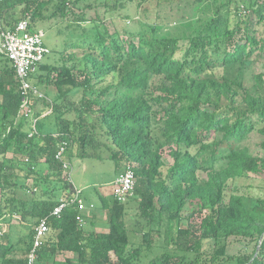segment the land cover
<instances>
[{
    "label": "trees",
    "instance_id": "1",
    "mask_svg": "<svg viewBox=\"0 0 264 264\" xmlns=\"http://www.w3.org/2000/svg\"><path fill=\"white\" fill-rule=\"evenodd\" d=\"M138 1L141 11L151 2ZM158 1L172 5L184 0ZM188 1L194 13L185 37L160 35L151 26L133 40L127 32L121 36L97 24L95 38L72 46L80 56L64 54L52 64L41 63L39 75L31 76L33 85L55 87L58 95L52 102L44 95L32 108L38 120L49 108L60 111L55 133L44 131L36 121V133L29 137L31 122H16L22 97L16 75L12 67L0 69V264H27L34 231L25 258L19 259L11 233L2 226L15 216L35 227L47 219L49 231L35 264H142L144 252L157 246L163 227L164 253L149 264H201L199 257L209 241L218 245L210 262L264 264V199L236 188L227 199L231 183L264 177V159L242 146L257 133L264 150V75L254 77L252 88L245 86L242 72L227 75L234 67L264 60V0ZM52 2L0 0V26L13 29L30 18L32 28L37 21L70 15L71 0H63L46 17ZM21 8L22 18L15 20ZM233 13L238 15L235 23ZM74 22L81 28L88 20L74 14ZM110 76L116 81L102 87ZM62 86L67 92L60 91ZM73 91L82 93L78 103L68 99ZM39 102L43 107L36 112ZM64 142L67 153L75 149L82 159L96 158L101 147L110 149L108 159L117 170L122 168L119 174L133 166L132 196L119 202L100 195L109 224L104 235L82 227L84 214L77 204L64 208L59 217L52 215L61 200L75 195L63 163L55 158ZM166 150L170 165L164 162ZM52 183L60 187L50 189ZM41 184L46 185L42 195L33 196V187ZM133 200L143 228H148L138 246L131 242L125 220ZM231 237L254 241L252 255L227 256L225 240Z\"/></svg>",
    "mask_w": 264,
    "mask_h": 264
},
{
    "label": "rangeland",
    "instance_id": "2",
    "mask_svg": "<svg viewBox=\"0 0 264 264\" xmlns=\"http://www.w3.org/2000/svg\"><path fill=\"white\" fill-rule=\"evenodd\" d=\"M62 1L63 0H53L48 9L44 11V15L46 17L51 16L61 5ZM138 2V0L133 3L128 2V0H71V4L67 6L70 11V15H68L67 18L57 17L55 19L40 20L33 23L32 30L42 31L44 33V41L51 50L50 56L47 57L43 63L52 64L53 62L62 59L64 54L67 56L71 53H76L77 56H80L81 52L73 49L72 46L82 43L83 40L95 38L94 36L97 31L93 28H95L94 26L97 24L101 29H103L102 27H105L110 33L118 32L121 36H124V32H127L129 33V35L127 34V37L133 40L136 39L135 35L149 31V28H152L151 26L156 27L160 35L168 37H185V34L188 31V25L194 13L191 1L184 0L172 5L167 2L162 5L158 0H151V2L144 6V8L147 7L148 11H144V9H142V11L139 10L137 8ZM122 3L124 4L122 5ZM158 4L161 6L158 7ZM22 11L23 8L17 9V12L14 14L15 20H20L22 18ZM74 14H84L88 22L82 23L81 28H77L74 22ZM237 19L238 15L233 13L232 23H235ZM82 29H85L86 32L84 33ZM181 44H183V42ZM8 65H10V63L0 56V69ZM241 72L243 74L245 86L252 88L255 84L254 77L259 74L264 75V60L247 65L246 67H234V69L227 72V75L230 77L237 76ZM34 73L35 76H37L40 71L37 69ZM220 73L221 72H218V74ZM115 81L116 76H110L102 81L101 85L102 87H105ZM32 82L34 84V80ZM156 82L157 80H154V83ZM39 89L42 91L43 95H47L46 99L50 102L57 98L58 93L55 87L47 88L44 86ZM60 91L62 93L67 92V86H62ZM81 97L82 93L80 94L78 91H73L69 94L68 99L69 101L73 100L76 101L75 103H78L81 100ZM58 103L60 104V102ZM36 106V112L43 107L41 102ZM58 114H60V111L55 110L54 107L49 108V110L38 120L35 118L34 111L33 120L39 122L44 131L55 133L57 131L56 116ZM35 121H33L31 125H33ZM155 130H157V128ZM155 135L157 137L160 136L156 131ZM262 142L263 139L259 134L253 133L246 141H244V143H242V146L248 147L254 155H258L264 159V150L261 148ZM110 151L111 150L106 147H101L97 150L96 158L82 159L76 157L77 151L75 149L69 150L66 155V158H68L67 160H69V157H72V161L70 159V182L73 186L82 190L83 201L87 202H84L87 209L83 213L82 227L87 231H92L93 228L97 229L95 231L100 235H104L108 232L109 225L107 213L101 206L100 195L106 193V196L113 201V183L120 175L117 171H122V168L117 170L115 164L108 159ZM192 151L195 152L196 150L193 149ZM88 152H90V149H88ZM7 157L11 158L12 152H10ZM163 158L166 165L171 164L172 161L168 150L165 151ZM22 167H25V165ZM40 168H42L41 165ZM201 176L205 178V175L201 174ZM19 179L21 182H24L23 176ZM45 186V184H41L38 188L33 187V196H41L43 189L46 188ZM55 186L60 187V184L52 183L49 188L53 189ZM230 187L231 188L227 193V199L230 194L235 193L237 190L242 194L264 199V177L240 179L236 181V183H231ZM235 188L237 189L236 191ZM32 194L30 196H32ZM55 195L59 200L63 198L60 189L56 190ZM137 207V202L135 200L131 201L127 205L128 211L125 218L126 225L131 231V242L135 246L142 243V231L148 230L147 227L143 228L145 225L142 224L143 222L139 219ZM87 217L89 220H87ZM90 222L94 223V225H91ZM2 226L6 232L9 231L11 233L13 244L16 245L14 256L19 259L25 258L24 252L30 245L35 225L28 222H22L19 216H15L10 220V223L6 222ZM162 229V237L160 240H158L159 238L156 240L157 246L151 251L144 252L142 264H149L156 257H159L164 253V249H162L161 246L162 242L166 245V242L164 241V238H166L164 231L165 227ZM225 245L227 246V256L239 257L245 255L251 256L256 243L245 238L231 237L225 240ZM217 246L218 245L213 241L206 242L204 245V252L199 257L198 262L201 264H221L222 261H209ZM69 257L74 256L69 255ZM191 259H194V257L192 256ZM223 263L235 264L233 259L224 261Z\"/></svg>",
    "mask_w": 264,
    "mask_h": 264
},
{
    "label": "built area",
    "instance_id": "3",
    "mask_svg": "<svg viewBox=\"0 0 264 264\" xmlns=\"http://www.w3.org/2000/svg\"><path fill=\"white\" fill-rule=\"evenodd\" d=\"M50 54L51 50L44 41V33L32 30L30 18L21 20L13 29H3L0 26V56L6 59L13 68L16 75L17 88L22 96L20 110L16 118L17 123L24 119L29 120L31 123L35 121L33 120L34 111L32 105L36 100L44 98V95L38 87L33 85L31 76ZM32 127L33 130L29 137H33L36 133V121ZM67 148V143H62L55 158L63 163L64 175L68 177V180H71V164L65 161ZM26 162H29V160L26 159ZM135 183L136 176L133 166L128 165L113 183L114 200L125 202L133 195ZM73 204L78 205L79 213H83L86 210L81 189H75L73 198L61 200V204L55 207L52 215L59 217L64 208H68ZM80 222L83 223L82 219ZM48 231L47 219H41L34 228L32 247L26 257L27 264L36 263L38 250L43 245Z\"/></svg>",
    "mask_w": 264,
    "mask_h": 264
},
{
    "label": "crops",
    "instance_id": "4",
    "mask_svg": "<svg viewBox=\"0 0 264 264\" xmlns=\"http://www.w3.org/2000/svg\"><path fill=\"white\" fill-rule=\"evenodd\" d=\"M7 67H11V65H8ZM36 70H37V68H36ZM36 70H35V71H36ZM35 71H34V72H35ZM34 72H33V73H34ZM33 75H34V77H35V73H34ZM32 81H33V79L31 78V82H32ZM32 83H33V82H32ZM40 87L43 88L44 86H40ZM40 87H39V88H40ZM47 88H50V87H47ZM39 90H40V89H39ZM41 92H42V91H41ZM80 94H81V93H80ZM52 101H54V100H52ZM74 187H75L74 190H75V189H78L76 186H74ZM104 195H105V196H104ZM103 196H104L105 198L109 199V198L106 196V193L103 194ZM109 200H110V199H109ZM86 209H87V206H86ZM84 212H85V211H84ZM84 212H83V213H84ZM88 217H89V216H88ZM95 230H97V229H95Z\"/></svg>",
    "mask_w": 264,
    "mask_h": 264
},
{
    "label": "water",
    "instance_id": "5",
    "mask_svg": "<svg viewBox=\"0 0 264 264\" xmlns=\"http://www.w3.org/2000/svg\"><path fill=\"white\" fill-rule=\"evenodd\" d=\"M259 248H260V246L258 247V251H259ZM258 251H257V252H258Z\"/></svg>",
    "mask_w": 264,
    "mask_h": 264
}]
</instances>
